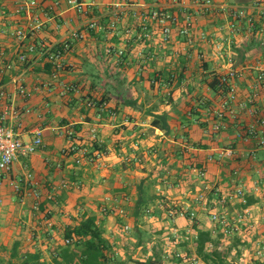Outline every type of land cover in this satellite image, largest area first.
Returning <instances> with one entry per match:
<instances>
[{"label":"crops","instance_id":"0c3cea01","mask_svg":"<svg viewBox=\"0 0 264 264\" xmlns=\"http://www.w3.org/2000/svg\"><path fill=\"white\" fill-rule=\"evenodd\" d=\"M29 1L0 0V50L13 62L27 45H56L86 20L66 0H35L34 7L16 12L18 4ZM118 1L86 0L87 19H95L103 28L73 41L56 79L39 51L27 53L26 64L17 63L0 74V85L10 95L8 104L30 109L7 123L25 143L38 130L42 137L36 153L21 154L0 177V264H19L29 255H38L40 264H51L52 253L64 242L65 228L91 214L112 240L108 233L113 229L120 233L119 224L114 227L107 216L116 215V205L133 213L141 190L154 199L162 196L167 204L164 209L158 198L150 204L161 212L149 219L161 224L160 230L173 223L182 231L190 227L187 217H176L173 223L168 219L170 206L195 212L198 225L209 229L217 225L211 215L206 221L198 215L206 205L231 217L249 208L241 231L225 237L228 259L232 264H264V255L256 254L264 244V147L258 144L264 129L258 137H245L246 127L264 116V81L258 85L254 81L257 64L264 61V13L254 7L255 0H213L226 8L210 12L194 5V0H187L185 7L174 0H126L119 8L116 28L107 32ZM155 5L179 18L169 41L162 40L157 24L140 17ZM230 7L245 9L246 16L236 17ZM36 19L41 29L30 32L29 24ZM187 21L192 23V42L179 33ZM15 30L26 31L21 43L9 34ZM108 45L123 49V54H107ZM229 65L243 74L235 80L237 115L225 113L220 118L216 112L222 96L211 88L210 77L225 74ZM14 80L26 86V96L18 93ZM49 81L52 89L44 86ZM63 86L72 89L64 91ZM254 92L255 114L238 107ZM219 119L225 127L209 132L211 123ZM63 126L76 131L74 142L87 149L85 154L70 150V142L57 134ZM222 148L234 153L216 161ZM96 151L102 157L89 161ZM198 169H205L204 177ZM26 172H31L34 187L41 191L37 200L31 186L24 184ZM19 182L22 188L17 191L14 185ZM206 184L219 188L220 195L205 190ZM236 186L244 188L250 201L246 208L237 198L221 201ZM103 205L112 212L103 213ZM132 217L119 218L135 226ZM233 238L235 243H229ZM186 246L180 243L177 249L185 252Z\"/></svg>","mask_w":264,"mask_h":264},{"label":"built area","instance_id":"2783aa9c","mask_svg":"<svg viewBox=\"0 0 264 264\" xmlns=\"http://www.w3.org/2000/svg\"><path fill=\"white\" fill-rule=\"evenodd\" d=\"M68 5L73 7L75 11L84 19L81 27L75 28L70 31L69 37L67 39H64L63 41H60L56 45H47V44H40L35 45L33 43L26 46V49L24 51H18L16 54V60L10 61L7 58L6 52L2 49L0 50V74L2 75L6 71L11 70L14 68L17 63L20 65H24L27 63V53L39 51L45 58V61L51 65L52 69V78L56 79L59 75V73L64 69V56L65 54L72 48L73 41L82 40L86 33L93 30L102 29L103 27L95 20V19H87V16L89 14V4L86 2V0H66ZM126 0H120L114 4L115 10L113 12V19H111L108 27L106 28L107 32H111L116 28V25L119 20V8L123 3H125ZM175 3H177L181 7L187 6V0H174ZM35 0H30L28 3H22L18 4L16 8V12L20 13L22 11H27L30 8L34 7L36 5ZM194 5L200 7L206 12H210L215 9H223L226 8V6H221L216 3H214L213 0H194ZM254 7L259 9L261 12L264 13V0H255L254 1ZM231 12L234 13L236 17H245L246 11L245 9H235L230 7ZM140 17H142L144 20L152 21L155 24H157L161 29V38L163 41H169L172 36V27L174 25H177L179 23V18L174 13H171L168 11L165 7H162L160 5H155L152 7L149 11L143 12L140 14ZM230 27L232 29L236 28V25L234 23L230 24ZM30 32H38L41 29V23L36 19L30 22L29 24ZM179 33L189 39L190 42H192L193 32H192V23L190 21H187L186 24L179 29ZM13 38H16L20 43L23 41V39L26 37V31L24 30H15L11 31L9 33ZM201 39L206 40V34L201 33L200 35ZM105 52L107 54H113L116 55H122L123 49H117L115 50L112 45H108L105 48ZM200 58L203 57V55H199ZM232 63V59L230 58L228 60V64ZM257 70L258 73L256 77L254 78L255 85L260 84L264 81V61H261L257 64ZM243 74L237 71L234 67L229 65L227 68V72L224 74V76L221 79L220 88L224 92L221 94V102L219 104V109L217 110L216 114L221 118L223 114L228 113L232 118H235L237 115V109L235 108V103L237 102L238 98V90L235 80L237 78L242 77ZM16 89L18 93L22 96H26L27 94V88L22 83H19L18 80H14ZM52 81H49L44 84L45 87L52 89ZM64 91L72 89L70 86H63ZM221 90V91H222ZM257 94L254 92L247 100L239 101L238 107L242 110L249 109L251 113L255 114L256 110L252 109V104L254 103L256 99ZM10 98V95L8 94L7 90L3 85H0V177L4 176L12 167L13 163L18 159V157L21 154H32L36 153L38 149L42 145V137H41V131L38 130L35 133L34 138L29 142H24L19 134L17 133L14 126L7 123L8 118L18 119L20 118V115L23 112H30L29 108L24 109L25 111H22L21 109L17 108L16 106L9 105L7 100ZM90 105L94 106L93 102L89 103ZM251 106V107H250ZM260 126V129L258 127ZM225 127V124L222 120H216L211 123V126L209 128V132L217 133L222 128ZM264 129V116H260L256 118V121L254 123L249 124L246 127V140L249 139V137H258L259 131ZM57 134L61 137H64L67 139L69 144V149L72 151L80 150L83 154L87 152V149H79L74 142L75 140H78L76 131L71 126H63L57 128ZM258 144L262 147H264V136L262 138H258ZM234 151L231 148H222L219 149L216 152V161H222L225 158L232 157ZM102 157V153L100 151H96L94 154H91L89 156V161L94 162ZM209 160H213V156L208 157ZM199 174L204 177L205 176V169H198ZM238 171L235 170L234 175H237ZM24 184L31 186V192L35 196V199L37 200L40 195L41 191L40 189L34 187L33 182V176L31 172H26L24 176ZM15 189L17 191H20L22 188L19 183H15L14 185ZM205 190L214 192L217 195H220L221 190L217 188L216 186L211 185H205ZM25 193V192H24ZM223 195V194H222ZM228 198L230 199H239L241 203L245 204L247 202V197L245 196V191L242 186H236L233 191H230L229 193H225V196L222 198V202L224 199ZM106 200L110 201V198H106ZM117 204V203H116ZM39 206V202L35 201L34 208L37 209ZM117 208L113 209L114 212H116V215H118L121 218H124L126 216V211L124 208L119 207L116 205ZM246 208V207H245ZM103 213H108L111 209L108 205H103L102 207ZM250 209L246 208L243 209L241 212L236 213V215H233V217H230L226 212H219L215 211L211 214V221L215 224L220 225L221 232H223L226 236L237 234L241 231L242 226L247 221L248 217L250 216ZM167 215L171 219L172 222H174L176 217H187V219L190 221V227L186 229L185 231H182L178 227H171V231L169 234L170 237H168V245L170 248H174L165 251L166 259L171 260L173 255L177 257L182 258V264H198V259L195 256H188L184 254L182 250L177 249V245L180 243L190 242L196 237L195 230L193 228V223L195 221V212L187 211V209H175L173 207H170L167 209ZM130 224L127 222H124L123 225L118 227V231L121 233L128 232L130 230ZM213 233H216V229H212ZM70 240L66 239V243H69ZM257 256H263L264 255V244L260 245L257 248L256 251ZM171 263L175 264L170 261ZM177 264V263H176ZM181 264V263H179Z\"/></svg>","mask_w":264,"mask_h":264},{"label":"trees","instance_id":"16d2710c","mask_svg":"<svg viewBox=\"0 0 264 264\" xmlns=\"http://www.w3.org/2000/svg\"><path fill=\"white\" fill-rule=\"evenodd\" d=\"M223 76L224 74H213L210 77L211 88L220 94L224 92V89L222 90L219 87ZM150 195L153 196V194H149L143 190L140 191L139 199L133 211L136 225H138L137 221H140L143 216L154 217L161 213L159 209L150 207V204L155 202L157 198L162 200L164 209L167 208V204L162 196L154 199ZM249 203L250 201L247 199V202L242 205L245 207ZM175 209L177 208L175 207ZM123 224L124 221L120 219L119 226ZM193 228L196 237L190 242H185L191 248L187 246L188 250L184 254L195 256L198 259V264H232L228 259L230 248L225 241L226 235L221 232L220 225L217 224L214 227L217 231L213 233L212 229L206 228L204 225L199 226L195 220ZM136 231L140 232V229L137 227ZM66 239L70 240V242L66 243ZM140 240L139 238L138 244H140ZM115 243L113 239L109 240L104 236V228L99 222L98 217L95 214H91L65 228L64 242L52 253L51 264H128L127 259L120 257ZM152 250L153 253L146 257L139 259L130 258L128 260L133 264H161L162 258H166L167 256H163V248L159 243H156ZM171 260L175 264H182L181 257L173 255ZM19 264H40L39 256L34 257L29 255Z\"/></svg>","mask_w":264,"mask_h":264},{"label":"rangeland","instance_id":"374dc122","mask_svg":"<svg viewBox=\"0 0 264 264\" xmlns=\"http://www.w3.org/2000/svg\"><path fill=\"white\" fill-rule=\"evenodd\" d=\"M171 207H173V206H171ZM124 209L126 211V216H134V214L132 212H130L128 209H126V208H124ZM203 211L204 212L202 214H198V215H202V217L199 216L200 217L199 219L206 221L207 217H209L213 213V207L206 205V207L204 208ZM215 211H216V209H214V212ZM125 217H124V219H125ZM107 218L110 219V221L113 223V226L115 227L116 225H118L120 223L121 217L119 218L117 215L113 214V215L107 216ZM132 218H135V216ZM150 218L151 217L143 216L140 219V221H137L138 225H135V226L134 225L131 226V224L126 221L127 223L130 224V227H131L128 232H124V233H121V232L118 233L117 232L116 233L115 231H113L114 229L113 230L111 229L112 231H110L108 233L107 232L108 228L106 229L107 231H105V233L109 234L108 237L113 239L116 242L115 243L116 250L124 256V259H127V262L129 264H133L130 260H128L130 258L131 259H136V258L139 259V258H143V257H146L147 255L152 254L153 253L152 248L156 243L160 242L159 244H161V247L163 248L162 254H164V255H165L166 250L170 251L171 249H174V248H170L167 241H169L168 237H170L169 235H171V234H169L171 231V227H178V226H175L174 223L172 222L173 224H171L170 227L165 228L164 230L163 229L160 230L162 225L161 224L157 225V224H153V223L149 222ZM168 219L171 221L169 216H168ZM165 221H167V219H165ZM135 222H136V220H135ZM137 227L140 229V232L136 231ZM163 231H164V233H163ZM139 238L141 239L140 244H138ZM234 240L235 239L233 238V240H230L232 242H229V243H235ZM178 245H180V244H178ZM187 246L189 248H191L190 245H187ZM187 246L185 247V249H188ZM122 255L120 256L121 258H122ZM235 256H236V254H235ZM168 261H171V260H168L166 258H162L161 264H166L165 262H168ZM171 264H173V263H171Z\"/></svg>","mask_w":264,"mask_h":264}]
</instances>
